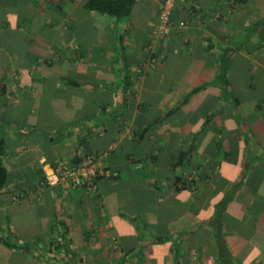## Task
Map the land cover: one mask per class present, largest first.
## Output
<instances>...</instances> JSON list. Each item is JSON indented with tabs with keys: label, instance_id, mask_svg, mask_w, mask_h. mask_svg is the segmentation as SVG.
I'll list each match as a JSON object with an SVG mask.
<instances>
[{
	"label": "crops",
	"instance_id": "crops-1",
	"mask_svg": "<svg viewBox=\"0 0 264 264\" xmlns=\"http://www.w3.org/2000/svg\"><path fill=\"white\" fill-rule=\"evenodd\" d=\"M161 1L115 20L86 0H0V237L15 245L0 264H217L225 199L224 264H264V0H176L138 78ZM104 150L114 180L47 185L55 162Z\"/></svg>",
	"mask_w": 264,
	"mask_h": 264
},
{
	"label": "built area",
	"instance_id": "built-area-1",
	"mask_svg": "<svg viewBox=\"0 0 264 264\" xmlns=\"http://www.w3.org/2000/svg\"><path fill=\"white\" fill-rule=\"evenodd\" d=\"M176 0H162L157 9L156 22L150 32L147 45L144 47L145 56L138 67V78H143L157 67L158 59L157 46L162 43L174 28L172 19L173 9ZM180 26L183 22H180ZM107 151H100L98 154H88L79 161L70 163L67 161L55 162L50 174L46 177L47 185L59 188L63 192L76 188H83L87 191H94L96 182L100 178L114 180L118 173L106 167L104 161ZM187 180V179H186ZM190 185H193V178L189 177ZM178 187L181 183L176 184ZM17 199V198H15Z\"/></svg>",
	"mask_w": 264,
	"mask_h": 264
},
{
	"label": "trees",
	"instance_id": "trees-1",
	"mask_svg": "<svg viewBox=\"0 0 264 264\" xmlns=\"http://www.w3.org/2000/svg\"><path fill=\"white\" fill-rule=\"evenodd\" d=\"M136 1L137 0H86V2L84 3V8L87 11L95 12V13H98L101 15H106L109 17H113L115 20H118L121 18H127L131 14L132 8L135 5ZM157 9H158V7H157ZM172 19H173V14H172ZM147 43H148V41H147ZM147 43L145 44V46L147 45ZM223 59H225V58H223ZM218 68H219V73L217 75V79L220 82L226 84L227 83L226 62L224 60L221 61ZM183 102H184V100L181 101L178 104V106L173 107L168 113H170V112L172 113V112L176 111L180 107V105H182ZM3 154H4V141L2 139H0V192L6 186V184L8 182L7 169L3 165V162H2V160L4 158ZM96 154H98V153H96ZM186 154H188V153H186ZM177 183H181V186L178 187L176 185ZM173 184H174L175 188H187L188 186L189 187L191 186V188H192V185H189L188 183H186L185 180L177 179V181H175ZM228 203H229L228 199H225V200H221L217 204H215V213H214V215L211 219V223H210L211 227H212L213 237H216V239H217L216 246L214 247V253L216 255L215 260H216L217 264H224L226 262L224 254L227 256L230 255V253L227 250H225V253L222 250L223 241L221 238V232H220V230H217V229H220V225H222V223H223L220 219L219 209H220V207L225 208ZM257 206L258 207L255 210H258V211L264 210V203L257 204ZM248 209L250 211V209H252V208H248ZM65 232L66 231H64L63 234ZM60 239H64L63 235L60 236ZM0 243L5 245L6 247H10V248L15 247V245L13 246L12 242H10L9 240L3 239L1 237H0Z\"/></svg>",
	"mask_w": 264,
	"mask_h": 264
},
{
	"label": "rangeland",
	"instance_id": "rangeland-1",
	"mask_svg": "<svg viewBox=\"0 0 264 264\" xmlns=\"http://www.w3.org/2000/svg\"><path fill=\"white\" fill-rule=\"evenodd\" d=\"M10 122H14V121H11V120H10L9 123H10ZM9 178H10V177H8V179H9ZM231 223H232V222H231ZM230 225H231V224H230ZM1 233L4 235V232H1V231H0V234H1ZM198 234H199V233H198ZM63 238H64L65 241H64V240H59V241H61L62 243H65V242H66V243H69L70 235H69L67 232L65 233V236L63 235ZM195 238H199V237H195ZM7 240L10 241L11 239L8 238ZM57 240H58V239H57ZM59 241H58L57 243H55L54 245L58 244ZM197 241H198L197 244H199V242H201V240H198V239H197ZM11 242L14 243L13 241H11ZM57 247H58V246H57ZM57 247H55V250H56V251L59 249V248H57Z\"/></svg>",
	"mask_w": 264,
	"mask_h": 264
}]
</instances>
